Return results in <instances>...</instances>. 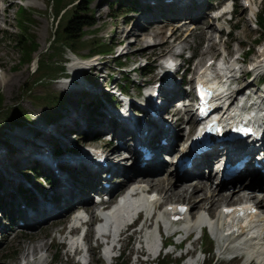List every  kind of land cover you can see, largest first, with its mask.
I'll use <instances>...</instances> for the list:
<instances>
[{
	"label": "rangeland",
	"instance_id": "rangeland-1",
	"mask_svg": "<svg viewBox=\"0 0 264 264\" xmlns=\"http://www.w3.org/2000/svg\"><path fill=\"white\" fill-rule=\"evenodd\" d=\"M56 1H59V17L54 15ZM78 1L79 0H0V8L5 11L4 15H1L2 17L0 20V98L2 99L0 103V144L4 143L8 146V148L11 147L7 154L5 153V150H3L5 157H2L3 159L0 162L3 167L5 166L7 169L12 171L10 177L15 179V181L17 180L16 182H20L22 178L21 174L26 172L24 168L16 169L14 164H10V160L16 158L12 156L16 154L14 152H17V141H21L26 138L28 139L33 136L39 137L41 134L45 133L46 130H48L46 128L48 126L49 129H51L48 130V132L53 131L55 126L59 123L65 124L67 122L65 121L67 116H75L73 111L75 108L81 107L84 111H86L87 108L89 112L90 107H88L86 103H89L90 100L87 99L91 98L93 103L97 96H102L101 93L107 92L111 87L117 86L120 88V85L123 86L127 83L128 94L130 96H134V94H136L137 96L140 95L142 97L143 89L141 91L137 89V86L141 85L142 87L146 83L152 84L154 81L159 79V75L161 73L159 71L161 68L159 61L166 55H175V53L173 54V51L180 52L182 50V46L185 47L184 55L186 58L191 54V52L195 55V59L192 62L188 65L185 63L183 66V68H188L190 71L193 67L195 68L197 65H202L203 62L213 59L212 57L221 59L222 56H225L224 51H226L229 56H235L236 53L246 52L249 48L251 50L249 53L250 55H245V65L241 67L243 72L247 70V66L251 63L252 59L256 57V54L259 51V46L264 47V35L260 34V31L254 21V16H256L257 12H259L264 5V0H254V6L250 11H244L239 7V9L235 11L232 21L229 23L219 22L210 24L207 15L206 17H203L205 18L204 20L201 19L203 21L202 23H190L185 28L179 29V31L173 30L174 34L172 36H169V34H172L173 32L172 29L166 28L165 23H155L153 25L155 27H164L163 39L168 38V44L167 46L151 53L148 52L147 48L137 45V35L141 36L143 34L142 31L137 30L136 35L129 36L127 40H124L125 33H123L124 31L130 29L132 25L135 24V21L140 22L139 24L143 29H147L145 28L147 26H144L145 24L142 21V16H140V19L138 18L139 14H146V9H148L146 6H138L137 0H135L134 7H130V5L127 6V2H125V4L123 1L119 7V0H94L91 3L90 9L93 11V19L96 25L85 30V35L82 37V46H80V49H77L74 53H72L62 43H57L55 41L54 32L58 20L63 23L72 12L73 7L78 3ZM157 3H161V0H157ZM216 3V0H205L206 5H216ZM20 6L27 11L32 20V23L27 26V32L32 37L26 38L28 40L33 39L38 45L37 49L32 52V59L29 63L22 62V50L14 43L15 40L19 38V35H21L17 23V10ZM132 9L133 12L128 13ZM180 21H183V19L177 20L179 23ZM227 25L230 27L234 25L236 26L232 29L228 38H225L224 36H222V38H218L219 34L217 35L216 33L214 35L216 29L219 28H223L225 33L228 30ZM171 26H173V24H171L170 27ZM195 26L196 28L198 27V30H194ZM173 37L175 38V42H172ZM210 38L215 40L210 43L208 42V39ZM257 40L258 43H256ZM119 42H121L122 45L118 44ZM151 42H153L152 39ZM102 43H107L109 46H112V52L109 53V55H103L100 59L95 61L99 64V70H97L98 72L95 73L91 70L84 69L83 74H81V76L86 75L88 77L86 87H93L94 91L90 94L79 91L80 93L76 94L75 90H72V81H69L71 79V73H75V70L79 69L81 64L87 65L90 61L86 60L79 63L78 59H86L93 55H99L98 53H91V49ZM211 46H213V48H211ZM115 57L121 58V62L124 63L122 70H119L116 67V62L113 60ZM146 62L148 63L150 69H152V72L146 76H139L138 69H140V67H142ZM41 64H44L43 69L37 71V67ZM132 68H135L134 73L127 72ZM181 73L182 72L180 71L179 74ZM4 78L6 80H10V84L8 86L3 83ZM64 78H66V80H64ZM251 81L254 83L255 79L250 78L248 75V78L246 80L244 79L242 83L246 85V83ZM187 88L188 87H184L186 91H188ZM250 91L254 92L257 90L252 87V90ZM51 98H55L56 101H51ZM109 111L110 109L107 112ZM89 116H87V124L89 123V125L85 130H79L76 133L75 130L68 129L66 133H69L68 135H70V138L67 137L65 132L62 135L54 132L57 136L55 138L54 136H50V138L52 137L56 142L60 141L61 149L75 150L78 146L83 147L88 145L102 147L105 153L106 151L112 153L114 148L112 145L110 147L108 146L107 139L103 138L104 136L102 137L96 135V139L88 137V135L91 134L90 130L93 128V124L97 119L101 118L99 114L92 117V114L90 113ZM177 121L176 128L178 129L180 125H182V132L184 130L187 131L191 124V118L189 115L185 114H182L181 119H177ZM43 124L46 125L44 128L45 131H43V133L40 132V134L37 135L36 128ZM72 133L74 134L73 136ZM61 137L64 141H61ZM180 137L182 136L178 135V139ZM178 139L175 141V145L178 144ZM114 153L115 154L112 155H116V152ZM167 166L169 170H173L170 161ZM217 170V167H215L213 171L211 169L210 171L204 170L205 175L211 173L212 180H215V186L217 185L216 179H218ZM166 175L167 172L163 173L161 177ZM141 177L143 176H138V178ZM2 180L8 182V179L3 178ZM35 181L37 182V186L41 185L43 190H47L48 183L44 178H35ZM134 181H132L130 185H133L135 183ZM194 181L196 180L193 177L188 183ZM16 182L14 185H16ZM136 182L137 183L135 184H138V182L141 183L142 181L139 180ZM261 186H263V188H261V192H264V183L259 184L257 192L260 191L259 189ZM162 190V186L159 188L151 186L150 191L152 193L157 192L159 195H165L166 197V193ZM12 192H14V188L5 190V184L2 181L0 182V196L2 199L5 198L6 204H8L7 201L13 204V198H9ZM229 192V189L221 190L220 195ZM53 194H55V192ZM199 195L198 197L196 196V199L193 201L197 202L198 198L203 197L204 199L210 198L212 194L208 191L199 193ZM2 199H0V202ZM164 201L163 205L173 203L187 204L191 208L193 207L192 203L188 201V199L186 200V198L179 200L164 199ZM233 203L228 205L218 203L214 208L215 213L218 214L219 210L223 206H230ZM6 204L5 206L2 205L0 209V224L4 229L3 232H0V264H29L30 262H33L37 256H43L45 258L46 261L44 260L41 264L77 263L76 258L70 260V250L67 246L69 239L66 236V224L69 222L71 214L67 216V222L63 225L51 228L49 224L43 226L42 228H38L36 231H29L28 229H18L16 226L17 219L8 222V220L4 218V210H8ZM204 204L202 203L199 205V208H192L193 219H196L198 210L208 209L207 206H209V204L206 205L205 202ZM202 213L208 215L206 212ZM10 229H15V231L13 232ZM62 230L63 235H60L59 231ZM140 233L141 232H139V234H133L132 239L129 242L125 236L122 237L121 243L117 246L115 251V254H117L119 250L118 247H123L124 250L122 251V255L119 259L113 260L111 264H136L137 258L134 256V252L136 250H142L144 247V245L142 246L138 242L140 239L143 241V235ZM196 235L197 233L190 239L191 243L187 242L184 246H181L180 250L172 251L174 242H180L179 239L183 236L175 237L174 240L170 242L171 245L165 250L164 255L161 254L156 258V260L144 263L143 260L147 258V254H145L138 260L140 262L139 264H154L164 256L169 260L170 264H194L192 261H188L189 258L198 260L195 264H201L203 259L205 260V264L211 261L216 262V264H228L227 259L231 257L233 253L221 254L222 244H220L219 241L217 243H213L209 239L208 241L204 238H202L201 241L196 240ZM32 241H43L47 247L44 251L38 250L34 254H27V249L24 250V246L28 242L29 244H32L30 243ZM90 246L95 247L96 243L92 240L90 241ZM200 250H202L203 253L205 252V255L200 253ZM232 251L239 253L235 250ZM141 252L144 253V251ZM184 252L187 254L191 253L190 257H188V255L186 256L187 258L182 256ZM55 255L56 259H54ZM243 255L240 256V259L236 262L229 264H247V259H243ZM179 256H182L180 260L178 259ZM88 257L90 259V264H109L105 261H101L99 250H93L90 254H88ZM252 261L253 260L251 258V262ZM252 264L258 263L255 260Z\"/></svg>",
	"mask_w": 264,
	"mask_h": 264
},
{
	"label": "bare ground",
	"instance_id": "bare-ground-1",
	"mask_svg": "<svg viewBox=\"0 0 264 264\" xmlns=\"http://www.w3.org/2000/svg\"><path fill=\"white\" fill-rule=\"evenodd\" d=\"M180 1L181 0H172L170 3H164L161 0V3H157L156 0L155 4L150 8L151 10L146 9L145 15L142 13L138 15L139 19L141 18L140 16H142V21L145 24L143 25L147 26L145 27L147 29H143L139 24L140 22L135 21V24L132 25L130 29L123 32L125 33L124 40H127V38L131 35H136V31L140 30L143 32V34L141 36L137 35V45L147 48L148 52L151 53L167 46L168 44V38L163 39L164 27H155L153 26L155 23H165L166 28L172 29V31H179V29L185 28L187 26L186 23L197 24L203 22L202 20L205 19L203 17L207 16V6L205 4V0H185L181 3ZM248 1L250 2L251 0ZM140 6L146 5L140 4ZM4 12L5 11L0 8V20L4 15ZM178 19H183V21H180L176 27H170V23L177 21ZM218 21L219 20H217V23ZM209 22L210 24L215 23L211 18H209ZM196 29L198 30V27L196 28L195 26L194 30ZM174 31L171 35L174 34ZM215 33L219 35L221 34L219 29H216L214 35ZM151 39L153 42H151ZM213 40L210 38L208 39V42L211 43ZM118 44L122 45L121 42ZM211 48H213V46H211ZM181 49V51H183L185 50V47L182 46ZM263 53L264 47H262V50L259 49L256 58L264 57ZM239 55L240 53H236L232 58L233 60L227 61L225 64H221V62L217 63V68H213L212 71H202L203 80L208 81L209 79H212L213 74H215V76L223 74V77H226L227 80L231 79L232 77H236L238 72L235 70L237 66L234 64V62ZM171 56L174 55H170V57ZM221 59L225 60V56H222ZM210 60L203 62L202 65H197V67L193 69L194 75L198 76L199 72H201V69L204 68ZM90 65V63L87 65L81 64V66H79L80 68L75 70V73H71L72 75L69 81H72V90H75L76 94H79V91L87 92L89 94L94 91L93 87H84V83L82 82L83 80L80 77V75L83 74L84 69L99 70L98 67L91 68ZM97 66H99V64ZM176 71V69H172L169 71L170 75L164 74L163 79H160L154 83V85H156L158 82H161L158 89V96L161 99V102L160 104H157L156 100L153 103L148 101V106L151 104L154 106L153 111L156 115V118H151L149 114L140 109L139 113L143 115L141 116L143 119L141 123L138 112L134 111V100H128L127 107L123 110V112H120L117 109H111L112 104L110 103L104 104L105 106L101 108L99 111L101 118L96 120V122L93 124V128L90 130L91 134L87 135L88 137L93 138L96 135H112L111 142L116 140L118 141V145H112L114 148L112 153L107 151L105 153L103 149L104 156L101 155V157H104L105 162L109 164V166H107L105 169L101 168L98 164H93L91 159V148H89L87 145L83 147L78 146L73 154L67 155L68 161L73 162V165L68 164L66 161H62L64 159L55 156L51 150L50 141L54 139L52 137L50 138V136H54V138L57 136L54 134V132L62 135L64 132L66 133L68 129L75 130L77 133L79 130H85L88 128L89 123L87 124V116H89V112L87 108L86 111H84L81 107L73 109L75 116H67L65 120L67 122L65 124L59 123L55 126L53 131L48 132V130L51 129H49V126L46 127L45 124L39 125V127L36 128L37 135H39L40 132L43 133V131H45V127L48 130H46L45 133L41 134L39 137L33 136L28 139L26 138L16 142L18 143V145H16L17 152H14L16 154L12 156L16 158L10 160V164H14L16 169L24 168L25 166L36 161V159L33 157V154L39 156L43 155L45 157V161L43 160V162H46L49 164V166L54 167L53 170L56 169L54 178L55 183L49 191H42L32 186L29 189L30 202H25L19 195H16L13 198L15 214L17 217L19 216L20 220L22 221V227L28 229L29 231H36L38 228H42L43 226L50 224L51 228H55L58 225L65 224V222H67V216L74 214L78 209H84L86 213L90 214L89 216H91V218L89 221L91 222L95 216L94 210L98 207L94 200H92L91 193L94 189L99 188L101 181H106V183L110 184L111 186L110 190H108V193L112 196L110 200L111 202H114L116 197L122 196L130 190H134L138 194L139 191L143 189V187L148 188L150 191L151 186L156 188L162 186V191L166 193V197L165 195L163 196L159 195L157 192H153L154 195L150 196V198L156 201L150 204V206L147 208V211H145L147 217L150 216L153 208L164 204V199L179 200L186 198V200L188 199V201L192 203L193 209L197 208L202 203L204 204L205 202L206 205L209 204V206H207L208 209L198 210L196 219H193L192 217L193 209L189 205L183 204L188 207L189 210L187 216L192 218L193 221L184 223L181 227H178V229H182L186 234H188L194 229L199 228L205 223L206 215L202 212H206L213 220V228L216 239L220 242V244H222L221 254L231 249L239 252L240 256L247 254L253 260L251 264L254 263L255 260L258 264H264V216L260 215L264 214V192H261V188H263V186H261L259 189L260 191L257 192L259 184L264 183V180L252 173V171L249 169L250 164L246 165L242 172L228 178L227 180L218 181V179H216L217 185L215 186V180H212L211 173L205 175L204 170L210 171L211 169L213 171V169L217 167V171L219 173V169L221 168L223 159L225 157V151L222 145H220L213 147L212 150L205 153L203 157L194 163L189 169H185L178 173V170L173 166L171 159L170 163L172 164L173 170L168 169L167 165L169 162H167L168 160L165 157L173 156L172 153L174 152L175 147H177V145H175V141H177L178 135L182 136L178 139L179 142L182 141V139L187 134V131L185 130L182 132V125H180L178 129L176 128V123L178 122L177 119H181L182 114L189 115L191 119L193 117L189 103L184 104L180 110L175 109V105L183 101L179 100L182 95V88L178 83V79L174 77ZM254 71H263L260 62L257 64ZM77 79L80 80L76 82ZM232 81L237 82V79L233 78ZM3 83L8 86L10 84V80H6L4 78ZM247 84H252V82H248ZM240 85V87L244 86L243 83H240ZM149 86L151 89L155 88L152 87V84ZM251 87L253 86L250 85L246 88L247 90H250ZM150 92L152 91L148 90V95ZM238 93V95H243L242 91H239ZM250 94L252 97L247 98L244 103L246 106H251L255 111V115L252 117L249 116V118L255 127L260 128L264 124V90H257L254 92L251 91ZM90 99L88 98L87 100ZM109 109L111 110L107 112ZM242 109L243 108L238 107L236 104L231 105L229 112L223 114L224 120H230L231 117H235L237 115L239 117ZM90 122L92 123L91 120ZM130 125H133L134 127L136 126L138 128V133H146L145 136H140V142H143L147 147H150L153 153L150 161L145 162L142 168H138L135 163L130 167L126 166V161L128 159L132 160L134 159L133 157H136L135 151H130L132 138L135 142L137 141V138L132 136V131L130 132L129 130ZM68 134L69 133H66L67 137L70 138ZM73 135L74 134L72 133V136ZM153 135L162 136V138L165 140V145L162 147L154 146L155 144H152ZM61 141H64L62 137ZM57 143L61 144L60 141H57ZM108 146L110 147L111 143H108ZM0 147L5 150L6 154L11 148H8V146L4 143L0 144ZM114 152H116V155H112L115 154ZM5 153H0V161L5 157ZM162 155L164 156L162 157ZM115 157L118 158L117 162H119V164H114V162H116ZM11 172L12 171L7 169L5 166L3 167L2 163L0 162V179L5 184V190L11 188V186H13L17 181L10 177ZM165 172H167V175L161 177V175ZM89 173H93L95 177L92 178ZM105 174L111 175L110 179H103ZM137 175L143 177L138 178ZM193 177L196 181L188 183ZM3 178L8 179V182L2 180ZM139 180L142 181V184L139 182L138 184H135L137 183L136 181ZM132 181L135 183L130 185ZM22 183L23 178H21L20 182H16V184ZM225 189H229L230 192L220 195V191ZM208 191L212 194L210 198L204 199L203 197L198 198L197 202L193 201L196 199V196L198 197L199 193ZM54 192L55 194H53ZM218 203L227 205L233 203L230 206L244 204V206L239 209L240 211L238 212L237 217H241V212H244V220L247 221L245 223L246 229H243L244 226L242 227V225H240L233 213L223 217L221 210H219L218 214H216L214 208ZM169 204L171 205L173 203ZM169 204L163 206H167ZM146 205V197L142 196L139 198H134V196H129L127 194V196L124 197L123 204L118 207L115 214L107 216L106 221L108 223H113L116 221L119 222L118 228L122 230L127 225V223L132 218H134L135 211L133 212L132 210H145ZM227 205L225 206L229 207ZM250 205H253V207L257 209L260 214H249L252 209ZM164 213L167 214L163 211L160 215H157L156 221L158 228L160 229L159 223H161L165 233H172L174 230H178L167 223ZM147 221L145 222L146 231H144L142 234V243L144 244V247L142 250H138V252L145 251V245H148L150 234L152 233L151 228L154 225L153 221L151 220L149 224ZM3 230V226L0 224V232H3ZM239 231L240 234L237 235ZM140 232L142 233V231ZM59 234L63 235V230L59 231ZM101 239H108V236H103ZM86 240V245L88 248L87 253L90 254V252L93 250L95 251V249L90 246V239L88 237ZM30 243L32 244H29L28 242L24 246V250L27 249V254H34L38 250L44 251V249L47 247L43 241H32ZM98 244L102 246L103 240H101ZM159 248L160 244H157L156 247L149 253L157 252ZM240 256L237 257V260L240 259ZM44 260L45 258L43 256H37L35 260L29 264H41ZM84 260H87L86 256H84Z\"/></svg>",
	"mask_w": 264,
	"mask_h": 264
},
{
	"label": "trees",
	"instance_id": "trees-1",
	"mask_svg": "<svg viewBox=\"0 0 264 264\" xmlns=\"http://www.w3.org/2000/svg\"><path fill=\"white\" fill-rule=\"evenodd\" d=\"M93 1L94 0H79L78 3L73 7L72 12L65 19V21L61 23V21L58 20L56 24L57 26L54 32L55 41L57 43H62L72 53H74L77 49H80V46H82V37L85 35V30L90 29L96 25L93 19V11L90 9L91 3ZM122 1L125 3L128 0H119V7L122 4ZM58 3L59 1H56L54 10V15L57 17H59L60 12V10L58 9ZM17 13V23L21 35H19V38L15 40L14 43L22 50V62L29 63L32 59L31 54L35 49H37L38 45L34 42L33 39L28 40L26 38L32 37L27 32L28 24L32 23L30 15L21 6L18 8ZM257 27L259 28L260 34L264 35V5L260 13L257 15ZM112 49V46H109L107 43H102L94 46V48L91 49V53L109 54L112 52ZM113 60L116 62V66L119 68V70H122L121 66H123L124 63L121 62V58L115 57ZM43 66L44 64L39 65L36 70H42ZM148 70L149 67L147 66L146 68H142L140 71L141 74H146ZM124 85V90L126 91L128 89L127 83H125ZM120 87L123 89L122 85H120ZM105 96L109 100V97H107L109 96V94H105ZM54 100L56 101L55 98H51V101ZM1 101L2 99L0 98V103ZM19 191H22L21 188H19ZM155 264H170V262L166 257H162ZM207 264L216 263L214 261H211Z\"/></svg>",
	"mask_w": 264,
	"mask_h": 264
}]
</instances>
